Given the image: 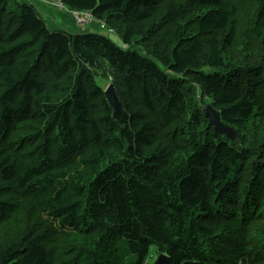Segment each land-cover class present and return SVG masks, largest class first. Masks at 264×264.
<instances>
[{"label":"trees","instance_id":"trees-1","mask_svg":"<svg viewBox=\"0 0 264 264\" xmlns=\"http://www.w3.org/2000/svg\"><path fill=\"white\" fill-rule=\"evenodd\" d=\"M10 1L0 264H264V0H59L122 46Z\"/></svg>","mask_w":264,"mask_h":264},{"label":"crops","instance_id":"crops-1","mask_svg":"<svg viewBox=\"0 0 264 264\" xmlns=\"http://www.w3.org/2000/svg\"><path fill=\"white\" fill-rule=\"evenodd\" d=\"M20 2L32 4L46 25L47 20H50L52 24H55V28H58L51 30H64L73 34L87 32V23L81 24L77 22L74 18L73 11H69L66 8L60 9L53 4L41 0H20ZM61 25L65 29L61 28Z\"/></svg>","mask_w":264,"mask_h":264},{"label":"water","instance_id":"water-1","mask_svg":"<svg viewBox=\"0 0 264 264\" xmlns=\"http://www.w3.org/2000/svg\"><path fill=\"white\" fill-rule=\"evenodd\" d=\"M105 95L108 102L114 108V117L117 116L121 111L120 103L116 97L114 87L112 84H109L105 89ZM203 114L206 118L209 119V123L213 126V129L218 134H224L228 138H235L236 134L232 128L226 126L220 119L219 112L215 110L211 105L206 104L203 108ZM153 264H169V258L165 253H160Z\"/></svg>","mask_w":264,"mask_h":264},{"label":"rangeland","instance_id":"rangeland-1","mask_svg":"<svg viewBox=\"0 0 264 264\" xmlns=\"http://www.w3.org/2000/svg\"><path fill=\"white\" fill-rule=\"evenodd\" d=\"M20 3V0H11L10 4L8 6V9L10 11H16L18 8H16V5ZM61 19V18H60ZM105 23V22H104ZM101 22V24H103L104 27H101L99 23L92 21V22H88L87 23V30L86 31H93V32H98L101 33L103 35L108 36L109 38H111L115 43H117L118 45L122 46V41L120 40V38L118 37V35L116 34L115 31H113L112 28H109L106 24H104ZM55 24H52L50 20H47V28L50 29H58L55 28L56 26H54ZM107 26V28H106ZM61 28H63V26L61 25ZM65 29V28H63ZM115 32V33H114ZM111 78H105L99 74L95 75V82L101 86H104ZM156 245L151 246L150 250H149V255H148V259L149 262H154L156 259L157 252H156ZM153 264V263H152Z\"/></svg>","mask_w":264,"mask_h":264},{"label":"built area","instance_id":"built-area-1","mask_svg":"<svg viewBox=\"0 0 264 264\" xmlns=\"http://www.w3.org/2000/svg\"><path fill=\"white\" fill-rule=\"evenodd\" d=\"M41 1L53 4L60 9H64L65 7L59 0H41ZM73 15L75 20L79 23H88L93 20L91 14L88 12L73 11ZM100 26L104 27L103 24H101Z\"/></svg>","mask_w":264,"mask_h":264},{"label":"clouds","instance_id":"clouds-1","mask_svg":"<svg viewBox=\"0 0 264 264\" xmlns=\"http://www.w3.org/2000/svg\"><path fill=\"white\" fill-rule=\"evenodd\" d=\"M64 9H65V7H64ZM91 22V21H90ZM81 24H85V23H81ZM124 46V45H123ZM157 257V256H156Z\"/></svg>","mask_w":264,"mask_h":264}]
</instances>
